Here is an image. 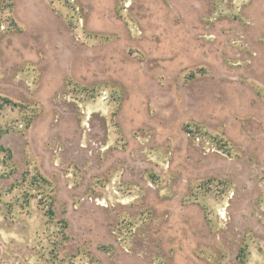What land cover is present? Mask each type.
<instances>
[{
  "label": "rangeland",
  "instance_id": "374dc122",
  "mask_svg": "<svg viewBox=\"0 0 264 264\" xmlns=\"http://www.w3.org/2000/svg\"><path fill=\"white\" fill-rule=\"evenodd\" d=\"M0 132V264H264V0H0Z\"/></svg>",
  "mask_w": 264,
  "mask_h": 264
},
{
  "label": "trees",
  "instance_id": "16d2710c",
  "mask_svg": "<svg viewBox=\"0 0 264 264\" xmlns=\"http://www.w3.org/2000/svg\"><path fill=\"white\" fill-rule=\"evenodd\" d=\"M3 103H6V104H12L11 101L9 100H4ZM3 137V132H0V153H4L9 159H12L13 155H12V151L5 148L4 146L1 145V139ZM50 215L52 217H54V212L50 211ZM61 223V227L63 229H65L67 227V223L65 221H62L60 222Z\"/></svg>",
  "mask_w": 264,
  "mask_h": 264
}]
</instances>
